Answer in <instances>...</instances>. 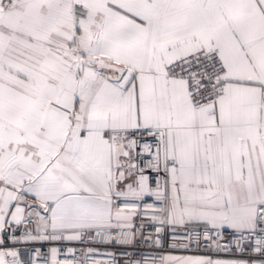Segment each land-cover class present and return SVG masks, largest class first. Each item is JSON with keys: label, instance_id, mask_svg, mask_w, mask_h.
I'll return each mask as SVG.
<instances>
[{"label": "snow or ice", "instance_id": "6c2138e0", "mask_svg": "<svg viewBox=\"0 0 264 264\" xmlns=\"http://www.w3.org/2000/svg\"><path fill=\"white\" fill-rule=\"evenodd\" d=\"M0 264H264V0H0Z\"/></svg>", "mask_w": 264, "mask_h": 264}]
</instances>
